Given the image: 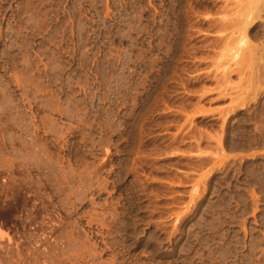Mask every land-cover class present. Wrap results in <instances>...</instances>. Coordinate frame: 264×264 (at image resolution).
<instances>
[{
  "label": "rangeland",
  "instance_id": "obj_1",
  "mask_svg": "<svg viewBox=\"0 0 264 264\" xmlns=\"http://www.w3.org/2000/svg\"><path fill=\"white\" fill-rule=\"evenodd\" d=\"M0 226V264H264V0H0Z\"/></svg>",
  "mask_w": 264,
  "mask_h": 264
},
{
  "label": "bare ground",
  "instance_id": "obj_2",
  "mask_svg": "<svg viewBox=\"0 0 264 264\" xmlns=\"http://www.w3.org/2000/svg\"><path fill=\"white\" fill-rule=\"evenodd\" d=\"M9 204H11V202ZM13 204H11V205H13ZM13 208H14V206H13ZM11 211H12L11 207H7L5 210H2V212L9 213V214L11 213ZM4 234H6V232L0 226V236L2 237V235H4Z\"/></svg>",
  "mask_w": 264,
  "mask_h": 264
}]
</instances>
